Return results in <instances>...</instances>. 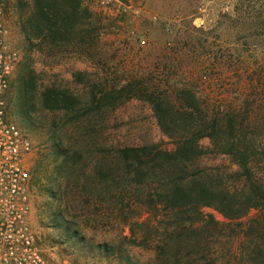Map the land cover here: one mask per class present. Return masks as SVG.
I'll return each mask as SVG.
<instances>
[{
    "label": "rangeland",
    "instance_id": "rangeland-1",
    "mask_svg": "<svg viewBox=\"0 0 264 264\" xmlns=\"http://www.w3.org/2000/svg\"><path fill=\"white\" fill-rule=\"evenodd\" d=\"M0 4L10 41L21 56L11 80L8 113L34 144L28 164L29 219L43 253L53 264H162L157 242L164 236L156 231L164 233L169 220L157 219L137 199L132 200L131 211L123 213L128 200H121L118 174L107 178L109 165L119 164V148L170 146L152 105L132 98L74 123L71 112L45 109L37 93V109L29 117L22 113L21 66L28 58L34 62L39 92L51 86L65 88L83 104L95 89L105 94L141 73L165 82L197 80L201 91L229 93L239 77L255 81L264 77V0H83L101 20L96 21L101 39L91 56L84 43L75 51L69 42L43 49L39 40L31 42L23 20L32 11L33 0ZM209 53L227 61L228 68L208 71L221 77L212 85L195 74ZM243 63H248V70L237 76L231 65ZM77 72L83 74L82 82L74 79ZM237 89L230 92L232 98ZM202 142L211 144L207 138ZM203 163L227 164L229 157L210 156ZM205 212L215 219L196 226L199 236L192 235V245L184 248L200 257L197 264H245L249 255L264 259V235L250 232L256 210L234 220L210 207ZM180 231L166 239L168 254L183 251V238H189Z\"/></svg>",
    "mask_w": 264,
    "mask_h": 264
},
{
    "label": "trees",
    "instance_id": "trees-1",
    "mask_svg": "<svg viewBox=\"0 0 264 264\" xmlns=\"http://www.w3.org/2000/svg\"><path fill=\"white\" fill-rule=\"evenodd\" d=\"M96 18L97 14L85 7L83 0H33V9L23 20V31L31 42H42L41 49L69 42L76 51L84 43L86 54L91 56L101 39V26L96 22L101 24V20ZM212 54L205 55L195 73L200 81L211 85L221 77L211 76L209 70L228 69L227 61ZM33 66L34 62L26 59L20 73L22 113L29 117L37 109V93L45 109L71 112L74 123L132 98L145 99L152 105L161 130L171 141L170 146L151 143L119 148V164L109 165L107 178H113L114 172L118 174L121 200H128L123 213L130 212L132 200L137 199L157 219L169 220L164 233L156 231L164 236L157 242L162 264H197L200 257L184 248L192 245V235H198L196 226L206 219H215L205 212L206 207L230 220L242 219L256 210L250 232L264 235V77L259 76L261 82L239 77L236 81L239 89L232 98L230 92L236 86L229 93H210L201 91L197 80L165 82L141 73L105 94L95 89L83 104L80 97L65 88L51 86L39 92ZM231 66L233 72L239 73L237 76L249 67L248 63ZM82 76L77 72L74 79L82 82ZM90 135L93 136L91 132ZM206 138L210 146L203 144ZM221 155L228 156L229 163H203L205 158ZM179 229L185 230L182 234L189 239L183 238L182 252L168 254L164 250L165 241L172 240ZM243 261L264 264V259L256 255H249Z\"/></svg>",
    "mask_w": 264,
    "mask_h": 264
},
{
    "label": "built area",
    "instance_id": "built-area-1",
    "mask_svg": "<svg viewBox=\"0 0 264 264\" xmlns=\"http://www.w3.org/2000/svg\"><path fill=\"white\" fill-rule=\"evenodd\" d=\"M20 58L0 4V264H53L43 253L29 219L28 164L34 144L8 113L11 80Z\"/></svg>",
    "mask_w": 264,
    "mask_h": 264
}]
</instances>
